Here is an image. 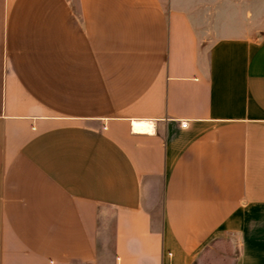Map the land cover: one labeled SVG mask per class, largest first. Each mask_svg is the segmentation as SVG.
Masks as SVG:
<instances>
[{
  "label": "crops",
  "instance_id": "0c3cea01",
  "mask_svg": "<svg viewBox=\"0 0 264 264\" xmlns=\"http://www.w3.org/2000/svg\"><path fill=\"white\" fill-rule=\"evenodd\" d=\"M194 8L0 0V264H264V27Z\"/></svg>",
  "mask_w": 264,
  "mask_h": 264
},
{
  "label": "rangeland",
  "instance_id": "374dc122",
  "mask_svg": "<svg viewBox=\"0 0 264 264\" xmlns=\"http://www.w3.org/2000/svg\"><path fill=\"white\" fill-rule=\"evenodd\" d=\"M197 18L208 28L213 40L221 23H239L248 27H264V0H192Z\"/></svg>",
  "mask_w": 264,
  "mask_h": 264
},
{
  "label": "bare ground",
  "instance_id": "6f19581e",
  "mask_svg": "<svg viewBox=\"0 0 264 264\" xmlns=\"http://www.w3.org/2000/svg\"><path fill=\"white\" fill-rule=\"evenodd\" d=\"M134 126H135V129H136V130H138V131H143L144 128L147 127V124H146V123H135ZM148 126H149V125H148ZM151 127H152V126H151ZM148 128H149V127H148ZM144 131H146V130H144ZM147 131H148V130H147Z\"/></svg>",
  "mask_w": 264,
  "mask_h": 264
},
{
  "label": "built area",
  "instance_id": "2783aa9c",
  "mask_svg": "<svg viewBox=\"0 0 264 264\" xmlns=\"http://www.w3.org/2000/svg\"><path fill=\"white\" fill-rule=\"evenodd\" d=\"M181 126H182V128H187V126H188V122H183V123L181 124Z\"/></svg>",
  "mask_w": 264,
  "mask_h": 264
}]
</instances>
